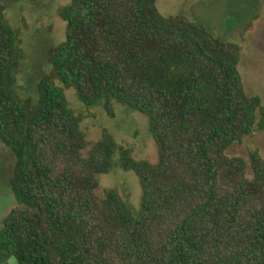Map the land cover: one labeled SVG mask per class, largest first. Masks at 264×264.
<instances>
[{
  "label": "trees",
  "instance_id": "1",
  "mask_svg": "<svg viewBox=\"0 0 264 264\" xmlns=\"http://www.w3.org/2000/svg\"><path fill=\"white\" fill-rule=\"evenodd\" d=\"M59 14L66 40L23 97L18 32L0 0V138L15 157L0 264H264V158L226 153L264 130L239 44L163 15L157 0H70ZM65 87L111 116L114 101L147 115L158 161L107 129L90 141ZM115 167L139 177V210L114 188L98 192Z\"/></svg>",
  "mask_w": 264,
  "mask_h": 264
},
{
  "label": "rangeland",
  "instance_id": "2",
  "mask_svg": "<svg viewBox=\"0 0 264 264\" xmlns=\"http://www.w3.org/2000/svg\"><path fill=\"white\" fill-rule=\"evenodd\" d=\"M3 2L20 42L21 59L16 73L18 91L27 97L36 92L41 76L52 68L50 49L66 40L67 21L60 16L59 9L70 0ZM157 7L165 16L196 20L215 36L239 44V70L246 92L261 96L264 103V0H157ZM65 94L73 113L82 118V128L90 141L100 139L103 130L107 129L119 145L132 149L135 158L158 161V146L147 115L114 101L115 114L111 116L104 104H84L74 88L65 87ZM252 150H258L264 158V130L256 128L241 141L231 144L226 153L248 159ZM14 161L13 153L0 138V226L15 204L8 182ZM99 179L100 194L114 188L135 210L140 209L142 188L135 172L115 167L109 173L101 174ZM8 264L19 263L11 257Z\"/></svg>",
  "mask_w": 264,
  "mask_h": 264
}]
</instances>
